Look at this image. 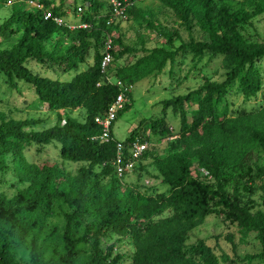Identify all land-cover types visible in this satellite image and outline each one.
<instances>
[{"label":"trees","instance_id":"16d2710c","mask_svg":"<svg viewBox=\"0 0 264 264\" xmlns=\"http://www.w3.org/2000/svg\"><path fill=\"white\" fill-rule=\"evenodd\" d=\"M25 1L39 4L53 16L66 17L65 0L58 4L56 0H0V10L11 2L10 14L0 24V43H10L0 48V75L13 91L18 92L20 81L30 86L48 111L82 110L84 120L57 113L52 127L39 130L41 120H15L0 113V178L9 174L17 184L12 196L0 192V264H123L125 256L116 253L115 243L103 246L113 236L115 242L130 241V264H220L203 240L190 248L185 245L190 232L213 214L243 232L255 233L261 252L247 259L264 261V163L248 162L253 152L264 162V104L253 113L230 117L228 100L233 88L245 102L264 94L259 66L264 61V41L249 43L241 34L243 25L264 14V0L247 1L250 10L232 11L221 0L218 4L214 0H158L188 33L197 27L202 40L190 39L175 51L153 48L134 64L116 70L115 78L127 82L161 72L167 63L173 65L178 52L198 59L221 57V82L206 79L195 90L161 102L162 115L169 110L179 120L174 135L163 118L149 121L153 137H176L170 153L153 162L161 184L168 188L166 194L154 195L122 186L123 178L116 177L112 164L119 140L112 131L111 141L98 139L100 127L95 118L104 114L119 93L114 84L103 82L104 42L112 41L113 62L131 52L120 37L112 35L117 26L114 19L108 24L113 17L109 0H86V11L75 25L85 27L73 30L44 20L43 12L26 8ZM161 35L172 44V35ZM114 47H118L117 54ZM90 53L91 65L79 70ZM32 61L52 71L59 69L60 74H75L69 81L43 77L27 66ZM129 108L124 104L116 119ZM142 124L119 141L125 155L135 140L147 143L149 136L141 134ZM49 145L58 148L63 162L81 164L75 174L58 163L28 161L31 147ZM256 191L260 208L254 210L250 197ZM56 204L64 205L59 230L46 223ZM164 210L170 214L160 218ZM222 264L232 263L223 256Z\"/></svg>","mask_w":264,"mask_h":264},{"label":"rangeland","instance_id":"374dc122","mask_svg":"<svg viewBox=\"0 0 264 264\" xmlns=\"http://www.w3.org/2000/svg\"><path fill=\"white\" fill-rule=\"evenodd\" d=\"M216 4L220 0H214ZM229 8L236 10L240 7L251 9L247 1L249 0H221ZM56 3H60L56 0ZM28 7L27 1L24 2ZM82 7L81 13H73L74 7ZM66 17L64 21L71 25L79 24L80 17L87 8L86 0H65L64 4ZM11 2L0 10V24L10 14ZM133 12L134 15L130 13ZM129 15L125 21L114 20L113 24L117 30L113 36L120 37L122 45L130 48L131 52L125 54L120 59L113 62L110 67L109 77L116 79V70L134 64L141 56L147 54L153 48H165L175 51L178 47L186 44L193 39L201 41L202 34L197 27L188 33L185 27L178 21L173 12L164 7L158 0H136L129 5ZM135 14H138L135 18ZM134 17V18H133ZM151 25V27L148 26ZM161 34L172 35V44ZM242 36L249 43H260L264 41V14L254 17L250 24L243 25ZM9 42H1L0 48L9 47ZM118 47H114L117 54ZM93 53H90L88 60L79 70H85L92 63ZM27 66L35 73L60 81H69L75 74H60L59 69L52 71L35 62L27 63ZM262 75L264 76V61L259 63ZM224 78V70L221 66V57L209 58L204 56L201 59L194 57L189 52H178L175 56L174 64L167 63L161 72L144 75L137 79H130L122 82L124 88V103L130 106L128 111L122 113L114 122L112 133L119 141H124L141 122L140 131L144 136H149L147 141V152L144 159L135 167L134 171L127 174L122 179V186H127L134 193L146 195L166 194L168 188L161 184V179L154 170L153 162L162 159L170 153V144L176 137L159 138L153 137L148 131L151 119L163 118L165 126L174 135L179 129V120L171 111L162 115L161 102L174 99L179 95H184L189 91L200 87L207 79L211 82H221ZM118 80V79H117ZM18 92L11 90L5 77L0 75V113L15 120L38 119L42 124L39 130L52 127L56 123L57 113L76 119L80 122L84 120L82 110L50 112L47 107L38 103V100L30 86L20 81L17 83ZM129 95L126 96V95ZM229 116L233 117L236 113H253L264 104V94H259L257 98L245 102L236 88H233L229 95ZM28 161L39 164L45 161L58 163L61 168L69 174H75L81 164L63 162L58 153V148L54 145L44 147H31L27 152ZM248 162L250 164H263V160L257 153H252ZM98 171V170H97ZM204 174V173H203ZM109 182L104 179L103 183ZM17 188L14 179L7 174L0 178V192L7 196H12ZM260 193L256 191L250 198L254 203V210L260 208L258 205ZM64 205H53L50 215L47 218V226L59 230L63 226L62 210ZM169 211H163L161 217L169 216ZM117 237L113 236L104 241L106 244L115 243L116 253L123 254L125 261L123 264H130L132 245L128 239L115 242ZM198 240H203L217 259L222 264V257L226 256L232 264H264V261L255 258L247 259L261 252V245L255 233L243 232L231 223L224 221L218 214L208 216L201 225L190 232L185 241L187 248L196 244Z\"/></svg>","mask_w":264,"mask_h":264},{"label":"built area","instance_id":"2783aa9c","mask_svg":"<svg viewBox=\"0 0 264 264\" xmlns=\"http://www.w3.org/2000/svg\"><path fill=\"white\" fill-rule=\"evenodd\" d=\"M112 12V20L108 22L111 23L114 20H121L125 21L127 19V12L129 9L128 3L121 0H109ZM28 7L32 10L42 11L44 20L51 19L57 26H66L69 29L73 30L76 27H85V25H71L64 21L63 18L53 16L50 12L43 10V8L32 1L27 2ZM77 12L81 13L83 11L82 7H77ZM112 41L108 38L103 45L102 51V58L100 61V71L103 76V82L108 84H114L115 87L118 88V95L116 96L115 100L108 106L107 110L104 112L103 115L97 116L95 118V123L100 127V135L98 139L103 142L107 143L112 140L111 131L114 121L116 120L117 114L121 111L124 107V88L122 86L121 81L117 79H112L109 77V68L113 64V57H112ZM99 86V84H97ZM147 149V143L141 142L139 139L135 140L132 144L129 155L124 154V147L121 142L116 143V156L114 162L112 163L114 166L115 175L118 179H122L127 174H130L134 171L135 165L141 155Z\"/></svg>","mask_w":264,"mask_h":264}]
</instances>
